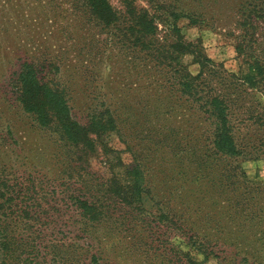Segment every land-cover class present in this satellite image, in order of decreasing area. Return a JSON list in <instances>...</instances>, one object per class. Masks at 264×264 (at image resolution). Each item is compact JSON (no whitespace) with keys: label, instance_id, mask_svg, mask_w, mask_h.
I'll return each mask as SVG.
<instances>
[{"label":"trees","instance_id":"16d2710c","mask_svg":"<svg viewBox=\"0 0 264 264\" xmlns=\"http://www.w3.org/2000/svg\"><path fill=\"white\" fill-rule=\"evenodd\" d=\"M66 1L80 29H91L92 39L103 34L109 48L124 56L127 71L117 84L102 83L106 96L98 100L101 108H90L84 120L72 109L71 80L61 81L47 72L48 77L30 62L16 71V103L37 127L52 133L64 152L58 174L24 170V176H15L11 184L0 173V264H109L113 250L106 244L128 240L135 232L138 240L145 232L149 235V241L137 248H143L150 263L206 264L210 255L220 261L212 247L226 240L212 243L217 239L207 238V230L214 229L219 237L222 219L207 225L189 221L193 206L204 217L206 207L223 206L219 213L226 221L243 215L249 225L243 223L236 230L253 231L260 241L263 230L257 225L262 209L251 202L252 184L233 161L264 157V0H232L227 32L240 59L236 72L227 71L199 44L183 38L176 21L184 16L195 22L194 13L188 12L193 8L175 9L161 0H116V5L109 0ZM189 64L196 66L194 73ZM82 67L79 79L98 88L91 62ZM137 108L133 116L131 110ZM174 112L191 117L192 136L186 133L184 121L170 130L163 123L158 126ZM152 123L161 128L150 129ZM130 128L135 129L137 141L146 135L143 143L154 146L151 153L169 148L172 155L180 154L181 163L187 160L183 167L190 169L193 164L189 184L198 191L205 186L202 195L193 194L195 205L189 197L179 196L186 194L182 190L174 206L168 194L161 203L155 200L148 180L152 166L140 157L144 144L130 142ZM111 131L124 145L122 150L97 142ZM97 143L102 147L98 171L87 162ZM121 152L128 153L127 162ZM240 186L242 191L233 197ZM215 194L221 197L220 205L211 198ZM147 202L151 206L146 207ZM171 232L178 242L167 238L165 244L159 240L161 245L153 246L157 234Z\"/></svg>","mask_w":264,"mask_h":264},{"label":"rangeland","instance_id":"374dc122","mask_svg":"<svg viewBox=\"0 0 264 264\" xmlns=\"http://www.w3.org/2000/svg\"><path fill=\"white\" fill-rule=\"evenodd\" d=\"M109 1L112 5L117 3L116 0ZM161 1L163 5L173 6L175 9L191 10L193 8V11L188 12L194 13L195 22L189 21L184 16L176 21L183 38L199 44L209 58L220 62L227 71H237L240 59L234 52L233 38L227 32L233 17L231 12L234 2L232 0ZM139 3L143 5L142 2ZM67 7L66 0H0V173L5 175L11 184L15 183V176H24V170L36 175H52L53 172L58 174L60 156L64 152L62 146L53 141L52 133L37 127L31 116L23 112L15 101V73L23 62L34 64L41 70L40 73H45L48 77L51 73L61 81L71 80L72 84L68 85L72 97L70 102L74 115L81 120L85 119V114L90 108H101L98 100L101 96H106L102 83L112 81L111 84H117L125 77L121 74L127 71L124 56L109 48L103 39L105 38L103 34L97 33L92 39L89 35L91 29L86 27V29H80L79 20L69 14ZM98 51L101 52L97 55ZM188 59L189 57L184 58L187 61ZM89 62L94 68V77L99 80L98 88H92L93 83H85L79 79L84 73L82 65ZM188 70L194 73L196 66L189 64ZM135 92L138 94L137 91ZM137 111L138 108L131 110V114L136 116ZM180 113L174 112L168 120H164L166 122L161 121L160 125L152 123V127L149 125L148 127L151 129L155 125V128H161L156 126H161L163 123L167 130H170L169 128H176L179 122L184 121L186 133L192 136L189 126L191 117ZM129 131L131 143L136 146L144 144L140 157L152 166V169L148 170V180L150 192L155 194V200L161 203L168 194L174 206L177 202V192L182 190L186 194H179V196L185 195V199L189 197L195 205L197 199L193 197V194L202 195V189L205 186L200 185V191H198L194 190L193 183L189 184L188 179L194 177L193 164H189L190 169L183 167L182 164H185L187 160H182L181 163L177 159L180 154L172 155L169 148L163 147L160 150L162 152L156 149L155 153H151L154 146L151 143H146L145 146L143 143L146 135H143L144 138L141 141H137L135 129L130 128ZM117 137L113 131L105 132L97 138V142L116 150H122L124 145ZM97 144L95 153L87 156V162L96 171L101 169L100 160H102V147ZM120 155L124 162L128 161L127 152H121ZM237 163L248 185L252 184L249 189L253 194L251 202H254L256 208L262 209L263 214L257 228L263 230V238L256 241L255 236H252L253 231L236 230L237 226L243 223L249 225V220L243 215L236 216L232 221H226L223 213H219L223 211V206L219 209L218 206L210 205L209 208L206 207L208 213L205 217L209 218L207 219L202 214L198 215L199 210H194L193 206L189 221L196 223L199 220L198 224L207 225L212 221L222 219L221 222L219 221L221 225L219 237L214 229L207 230V238L212 241L217 239L212 243H221V240H226L225 243H217L212 247L214 254L221 260L210 255L206 264H248L252 262L264 264V157L236 158L233 164ZM255 187L259 189V192L254 190ZM239 191H242V186L234 190L232 196L235 197ZM211 198L220 205L221 197L215 194ZM145 206L151 205L147 202ZM228 211L226 208L224 212ZM161 230H164V224ZM146 235L148 234L145 232L142 240H138L135 232L134 236L130 237L133 240L128 239L119 243L110 240L106 244V248L113 250L112 261L109 264H158L157 261L152 262L151 260L150 263L146 260L141 252L143 248L141 250L137 248L138 243L149 241V235ZM157 236L158 239L152 243L153 246L161 245L159 240L165 244L167 238L174 243L179 241L172 232L157 234ZM234 238L236 242H233ZM238 241L240 243H237ZM145 249H147V243Z\"/></svg>","mask_w":264,"mask_h":264}]
</instances>
